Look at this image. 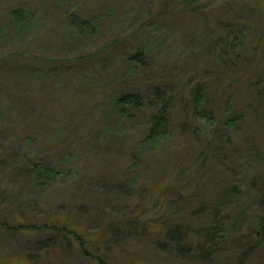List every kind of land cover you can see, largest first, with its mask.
Masks as SVG:
<instances>
[{"label":"rangeland","instance_id":"374dc122","mask_svg":"<svg viewBox=\"0 0 264 264\" xmlns=\"http://www.w3.org/2000/svg\"><path fill=\"white\" fill-rule=\"evenodd\" d=\"M196 6L206 7L190 10ZM233 16L244 36L222 83L235 82L230 92L245 117L224 168L211 163L200 176L203 139L213 150L221 134L203 129L194 140L176 127L154 147L144 144L155 112L151 87L174 85L172 118L182 122V84L214 67L224 29L216 20ZM263 35L264 0H0V264H264V99L242 89L263 68ZM137 51H145L143 65L129 60ZM249 55L256 57L248 65ZM129 93L143 105L123 118L115 104ZM34 164L60 176L40 188L25 179ZM203 182L211 206L225 182L243 195L218 212L225 229L210 247L194 233L209 212H198V197L189 195H201ZM113 219L125 221L104 231ZM174 228L191 254L167 236ZM198 246L212 249L207 259Z\"/></svg>","mask_w":264,"mask_h":264},{"label":"trees","instance_id":"16d2710c","mask_svg":"<svg viewBox=\"0 0 264 264\" xmlns=\"http://www.w3.org/2000/svg\"><path fill=\"white\" fill-rule=\"evenodd\" d=\"M192 1L195 2V0H182V2H189L190 4H192ZM205 7L206 6H196L190 10L198 13L202 12ZM76 19L77 18H75L74 21ZM216 22L219 28H224L223 34H220V36L217 37V40L214 41V44H217L218 57L220 58L217 60V63L213 68L205 69L200 73L195 72L191 75L188 81L186 80L182 84V86H184L185 88V91L188 92V96L186 98L187 101L184 102V105L181 106L185 113L184 119L182 120V122L177 124L179 121L176 122V120L172 118L174 100L177 98V96L174 94V89H172L174 88V85L167 82H165L163 85L158 83H154V85L152 84L154 87H151L152 98L149 101L150 105L152 104L155 107V112L151 114L150 118L148 119V133L143 140L144 144L150 147H154L165 137L170 138L172 132L176 129V127L183 133L185 131L189 132L188 135L194 140H197L201 137L200 135L202 134V131L204 132L203 129L211 128L214 131L215 136H218V134L220 133V140L222 141L223 145L216 148L213 146V150H211L213 141L210 139H206V136L203 139L204 142L202 144V150L198 154V157L201 159L199 166L200 168H198V175L200 176L203 174V171L206 168L212 167L209 166L211 163H215L214 165L216 166L222 164L221 168H224V158H222V156H224L223 153L225 151L228 152V150L231 151L233 149V147L231 146L232 132L239 129V124L243 122V119L245 117V111L242 105L238 103V100L233 102V99L235 97L233 93L230 92V88L235 82L232 81L231 83L227 84V86H224L222 81L226 80V74L221 70L222 67L227 65L228 62L231 63H228V66H236V60L233 61L229 57L230 55H232L231 52L235 56V59H237V57H239V54H241V40L244 36L243 26L238 25L240 19L237 16H233V22L229 21L226 24H222V20L218 19L216 20ZM75 23L78 24V22ZM229 38H231L230 42L228 40ZM263 38L264 35L262 39ZM223 45H226V47ZM144 56L145 51H137L129 57V60H131V62H134V64L143 65L145 58ZM255 57V55L254 57H251V55H249L246 59V63L249 65L255 60ZM262 67L263 68L261 69H253L257 71L255 73H252L251 75L249 74L250 76L242 83V89H245V93L250 94L251 98L255 99V101L264 99V65H262ZM238 80V78L234 79V81L236 82H239ZM190 81L191 84H189ZM115 105L121 108L119 111V116L124 118L127 115V108L131 107L132 109H137L143 105V98L129 93L117 98ZM141 149L142 148H139L138 153L142 152ZM209 151L213 152L210 156H208ZM199 158L197 159L199 160ZM198 160H194L192 164L197 165ZM190 167L192 166L187 165L182 169L188 171ZM179 175L180 174H177L176 178H178ZM225 175L226 174H224L223 177H225ZM59 176L60 174L56 170H53L48 166H41L38 164H34L31 169L27 173H25V179H32L36 183V185L40 186V188L46 187V185L56 180ZM225 183L226 185L223 186L222 190L219 191L215 203L212 206L210 205L211 202L203 198L205 196L204 192H206L208 189L205 182L200 185V190H202L201 195H197V191H193V193L189 194L190 197H198V212H209V216L207 215L203 218L202 224L198 226V228L195 229L194 232L198 237L203 239V246L206 245L207 247H210L211 243L214 244L217 238L216 232L219 235L223 231V227L225 229L224 224H222L221 222L222 219L219 221L217 219V217L220 215H217L218 212L226 210V208L230 206H237L238 202L242 199L243 195L241 194L238 183L232 185L231 183ZM252 183L253 181L251 182V184ZM196 186L199 185L196 184ZM165 189H167V187ZM260 195H262V197L264 196L263 190L262 194ZM140 216L141 215H139V217ZM136 218L138 217L126 219V222H128V224L132 223L134 220L136 221ZM160 219L162 220V224L167 223V221L163 220L162 218ZM226 219L227 218H223V221H225ZM119 221L122 222L125 220H109L108 222L104 223L103 230L105 231L108 227L119 223ZM50 226H47V224H45L42 226V228H54L53 225ZM259 227L262 228L264 238V218L259 219ZM191 229H193L191 228V225L186 226V228L184 229L185 231L183 232V238L186 236V232ZM62 231H65V228H62ZM166 234L167 236L170 235L171 239L175 241V248L178 250V252L186 255L193 252L192 244L187 245L180 243L182 234L178 228L170 229L166 232ZM221 235L219 236L221 237ZM76 241L79 242V245L82 248L83 241H81V238H77ZM159 242L160 241H158V243ZM158 243L157 245L160 247ZM40 245L41 244H38L39 247ZM199 248L201 249L199 252L200 257L203 259H207L208 255L210 254V250L212 249L207 250L209 248L205 249V247ZM97 262L99 264H105L101 259H99Z\"/></svg>","mask_w":264,"mask_h":264}]
</instances>
